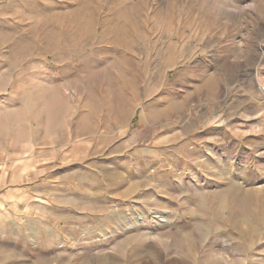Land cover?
I'll return each mask as SVG.
<instances>
[{
  "label": "rangeland",
  "instance_id": "1",
  "mask_svg": "<svg viewBox=\"0 0 264 264\" xmlns=\"http://www.w3.org/2000/svg\"><path fill=\"white\" fill-rule=\"evenodd\" d=\"M0 264H264V0H0Z\"/></svg>",
  "mask_w": 264,
  "mask_h": 264
}]
</instances>
